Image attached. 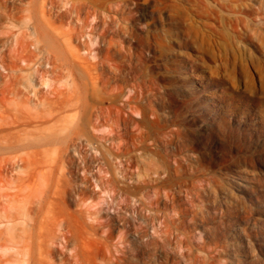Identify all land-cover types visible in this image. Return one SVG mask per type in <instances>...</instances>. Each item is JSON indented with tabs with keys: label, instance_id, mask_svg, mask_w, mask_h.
<instances>
[{
	"label": "rangeland",
	"instance_id": "1",
	"mask_svg": "<svg viewBox=\"0 0 264 264\" xmlns=\"http://www.w3.org/2000/svg\"><path fill=\"white\" fill-rule=\"evenodd\" d=\"M0 124V264H264V0H0Z\"/></svg>",
	"mask_w": 264,
	"mask_h": 264
},
{
	"label": "bare ground",
	"instance_id": "2",
	"mask_svg": "<svg viewBox=\"0 0 264 264\" xmlns=\"http://www.w3.org/2000/svg\"><path fill=\"white\" fill-rule=\"evenodd\" d=\"M4 126H5V124H0V130H2V132L4 131ZM6 134H8V133H6ZM2 137H3V135H1ZM5 136V135H4ZM9 137V136H8ZM4 138V137H3ZM0 140H1V138H0ZM4 140H6V138L4 139ZM5 142V141H4ZM2 144H4V143H2V142H0V150H11V149H13V145H8V144H4V145H2ZM15 148V147H14Z\"/></svg>",
	"mask_w": 264,
	"mask_h": 264
}]
</instances>
